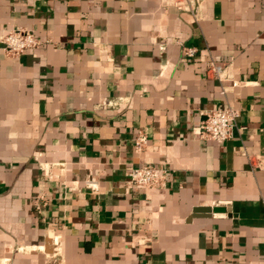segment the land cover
<instances>
[{
  "label": "crops",
  "instance_id": "1",
  "mask_svg": "<svg viewBox=\"0 0 264 264\" xmlns=\"http://www.w3.org/2000/svg\"><path fill=\"white\" fill-rule=\"evenodd\" d=\"M195 13L0 0V34L41 43L17 58L0 45L1 264H264V170L247 157L264 156V0ZM228 105L232 139H200L201 113ZM142 165L166 169L165 186H128Z\"/></svg>",
  "mask_w": 264,
  "mask_h": 264
},
{
  "label": "built area",
  "instance_id": "2",
  "mask_svg": "<svg viewBox=\"0 0 264 264\" xmlns=\"http://www.w3.org/2000/svg\"><path fill=\"white\" fill-rule=\"evenodd\" d=\"M205 0H160L164 10L173 8L180 13H186L191 19L196 20V13ZM40 41L34 34L23 28H13L0 34V45L3 52L13 58H17L26 51L34 50L40 45ZM163 49V46L160 47ZM182 53L185 59H193L199 54L196 47H182ZM223 73V68L216 65L209 58L206 61V74L215 79L220 80ZM236 85V83H233ZM202 121L196 127L194 132L198 137L205 141L222 143L231 140L235 127L238 111L231 106L224 108L206 110L201 113ZM146 143V137L143 133H138L134 139V152L141 153ZM251 167L264 170V156L255 155L247 156ZM41 172L46 175V165L39 163ZM126 176L128 178L127 185L130 187L143 188H162L166 184L167 171L162 167H154L152 165H142L139 167H130ZM90 189H95L96 185L93 182L85 184ZM43 200L40 196L35 201V208L39 210L40 201ZM1 264V263H0Z\"/></svg>",
  "mask_w": 264,
  "mask_h": 264
}]
</instances>
